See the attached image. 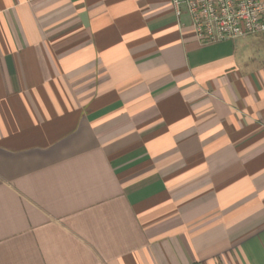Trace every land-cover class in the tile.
I'll return each mask as SVG.
<instances>
[{"label": "crops", "instance_id": "obj_1", "mask_svg": "<svg viewBox=\"0 0 264 264\" xmlns=\"http://www.w3.org/2000/svg\"><path fill=\"white\" fill-rule=\"evenodd\" d=\"M0 264H264V36L0 0Z\"/></svg>", "mask_w": 264, "mask_h": 264}, {"label": "built area", "instance_id": "obj_2", "mask_svg": "<svg viewBox=\"0 0 264 264\" xmlns=\"http://www.w3.org/2000/svg\"><path fill=\"white\" fill-rule=\"evenodd\" d=\"M173 5L177 15L185 9L198 41L264 36V0H173Z\"/></svg>", "mask_w": 264, "mask_h": 264}]
</instances>
